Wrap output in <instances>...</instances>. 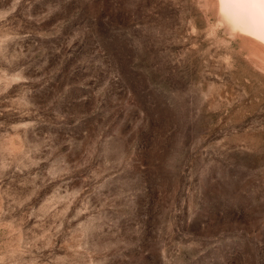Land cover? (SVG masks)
Instances as JSON below:
<instances>
[{"label": "rangeland", "instance_id": "374dc122", "mask_svg": "<svg viewBox=\"0 0 264 264\" xmlns=\"http://www.w3.org/2000/svg\"><path fill=\"white\" fill-rule=\"evenodd\" d=\"M213 0H0V264H264V63Z\"/></svg>", "mask_w": 264, "mask_h": 264}, {"label": "bare ground", "instance_id": "6f19581e", "mask_svg": "<svg viewBox=\"0 0 264 264\" xmlns=\"http://www.w3.org/2000/svg\"><path fill=\"white\" fill-rule=\"evenodd\" d=\"M212 4L235 35L253 41L264 63V3L259 0H213Z\"/></svg>", "mask_w": 264, "mask_h": 264}, {"label": "snow or ice", "instance_id": "6c2138e0", "mask_svg": "<svg viewBox=\"0 0 264 264\" xmlns=\"http://www.w3.org/2000/svg\"><path fill=\"white\" fill-rule=\"evenodd\" d=\"M260 3H264V0H259Z\"/></svg>", "mask_w": 264, "mask_h": 264}]
</instances>
